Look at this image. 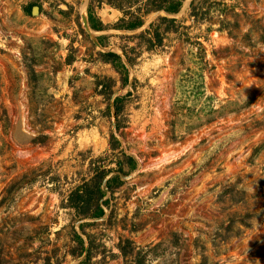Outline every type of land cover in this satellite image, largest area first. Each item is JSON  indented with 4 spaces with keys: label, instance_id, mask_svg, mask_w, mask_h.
Returning a JSON list of instances; mask_svg holds the SVG:
<instances>
[{
    "label": "rangeland",
    "instance_id": "obj_1",
    "mask_svg": "<svg viewBox=\"0 0 264 264\" xmlns=\"http://www.w3.org/2000/svg\"><path fill=\"white\" fill-rule=\"evenodd\" d=\"M145 2L0 0V264H264V0L114 27ZM118 161L104 215L80 218L68 194Z\"/></svg>",
    "mask_w": 264,
    "mask_h": 264
},
{
    "label": "trees",
    "instance_id": "obj_2",
    "mask_svg": "<svg viewBox=\"0 0 264 264\" xmlns=\"http://www.w3.org/2000/svg\"><path fill=\"white\" fill-rule=\"evenodd\" d=\"M210 0H191L189 6L191 9V13L194 14L196 5V2H202L205 3ZM183 0H146L144 8L142 9L141 14H136L134 12H125L122 7H116L123 15V19H120L118 23L114 25L117 29H126V30H133L143 25V16L148 15L151 12L155 11H163L167 15L178 13L181 6H182ZM34 6V4H29L27 9L28 12L31 11V8ZM90 5L87 7V21L89 24V27L94 31H101L105 29V25L97 20L91 9ZM194 16V15H193ZM127 18V19H126ZM159 22L161 23H174L175 19L168 16H159L158 17ZM159 25H155L153 22L149 24V27L151 30H153L152 36L153 40H155V44L161 43V37L160 33L158 32ZM166 29H170L169 26L166 25ZM149 31H147L148 34ZM149 43L154 44L152 39L148 40ZM153 46V45H150ZM123 55L126 58V60L129 62V58L127 57L126 53L123 51ZM100 60L104 63H108L112 66V68L121 75V81L126 82L127 81V68L125 63L122 60V56L119 55L116 52L113 51H107V52H101L100 53ZM126 97L125 96H117L112 100L113 110L114 114L117 117V115L120 113L123 105V101ZM115 128L119 129L120 125L118 123L115 124ZM111 138L113 140V143H110L111 149L118 148V141L116 138L111 135ZM128 162V169L129 171H132L135 169V160L132 157L124 155ZM117 172L121 173L123 175H126L127 172L123 169L122 163L120 161L117 162ZM111 172V169H97L95 171V174L88 180L84 181L81 185H78L75 187L67 197L68 206L72 208L75 213L80 218H100L104 215V209L103 205L107 204V199H103L106 195V191L103 189V181L108 175V173ZM115 182L118 185L122 183V180L120 178V175H114V177L108 178L104 186L108 190L111 189V183ZM80 228H82V224L79 225ZM76 239L78 240L79 244L83 246V240L82 238L74 232ZM89 239V235H86ZM84 250V248H83ZM142 251V249L137 250V256ZM124 252L123 254H125ZM90 241L89 246L86 249V259H89L90 257ZM137 264H140L139 259H136Z\"/></svg>",
    "mask_w": 264,
    "mask_h": 264
},
{
    "label": "water",
    "instance_id": "obj_3",
    "mask_svg": "<svg viewBox=\"0 0 264 264\" xmlns=\"http://www.w3.org/2000/svg\"><path fill=\"white\" fill-rule=\"evenodd\" d=\"M38 6L34 5L32 8H31V13L32 14H35L36 12H38ZM83 28L85 29V31H87L88 33H91L93 30L89 27V24H88V21H87V18L84 16L83 17ZM120 174V177H125L123 174L119 173ZM106 179H104L103 183H105Z\"/></svg>",
    "mask_w": 264,
    "mask_h": 264
}]
</instances>
